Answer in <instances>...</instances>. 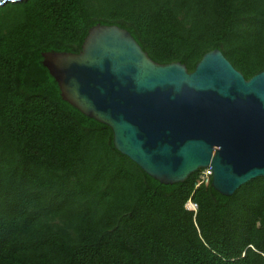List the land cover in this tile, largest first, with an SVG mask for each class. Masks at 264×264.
Wrapping results in <instances>:
<instances>
[{"label":"trees","instance_id":"trees-1","mask_svg":"<svg viewBox=\"0 0 264 264\" xmlns=\"http://www.w3.org/2000/svg\"><path fill=\"white\" fill-rule=\"evenodd\" d=\"M193 72L220 50L264 71V0H24L0 7V264H264V177L232 196L204 169L161 184L64 101L43 53L98 25ZM197 205L189 210L187 203Z\"/></svg>","mask_w":264,"mask_h":264},{"label":"water","instance_id":"water-1","mask_svg":"<svg viewBox=\"0 0 264 264\" xmlns=\"http://www.w3.org/2000/svg\"><path fill=\"white\" fill-rule=\"evenodd\" d=\"M42 56L63 100L110 127L116 149L161 184L209 168L229 197L264 177V71L246 79L220 50L193 72L160 64L129 31L102 24L79 53Z\"/></svg>","mask_w":264,"mask_h":264},{"label":"built area","instance_id":"built-area-1","mask_svg":"<svg viewBox=\"0 0 264 264\" xmlns=\"http://www.w3.org/2000/svg\"><path fill=\"white\" fill-rule=\"evenodd\" d=\"M206 170H209V172H210V176H212V171H211V169H206ZM203 179H206V177H203ZM187 208L189 209V210H196L197 209V205L196 204H194L193 202H191V201H189L188 203H187Z\"/></svg>","mask_w":264,"mask_h":264},{"label":"rangeland","instance_id":"rangeland-1","mask_svg":"<svg viewBox=\"0 0 264 264\" xmlns=\"http://www.w3.org/2000/svg\"><path fill=\"white\" fill-rule=\"evenodd\" d=\"M203 177H209L210 176V172H209V170H206V169H204V172H203Z\"/></svg>","mask_w":264,"mask_h":264}]
</instances>
